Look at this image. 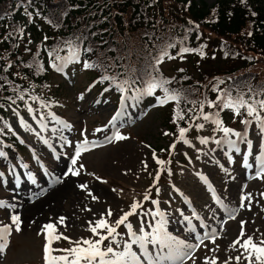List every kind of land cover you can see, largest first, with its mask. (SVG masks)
Here are the masks:
<instances>
[{
	"label": "rangeland",
	"instance_id": "rangeland-1",
	"mask_svg": "<svg viewBox=\"0 0 264 264\" xmlns=\"http://www.w3.org/2000/svg\"><path fill=\"white\" fill-rule=\"evenodd\" d=\"M191 1L206 6L215 2ZM207 32L204 35L208 47L214 50L222 40ZM217 59L221 58L215 51L204 61L198 60L196 66L199 69L216 67ZM250 62V71L260 73L264 69V56H254ZM61 65L62 70L54 72L51 83L60 84L62 96L56 97L49 108L35 105L31 114L23 105L4 109L6 135L17 140L22 146V153L17 154L7 146L9 151L4 152V144H0V152L4 153L0 156V201L15 206L10 201L26 193V189H21L23 185L28 187L27 192L31 195L46 185L51 189L57 184L56 180L64 178L65 172L71 167L70 158L74 155L75 146L87 140L89 150L82 152L77 160L75 170L79 174H68L73 184L71 193L61 195L54 210L50 202L49 208L44 205L38 210L32 209L39 199L36 195L34 199L25 202L26 210L22 205L0 208V226L7 225L12 229L7 237L8 247L0 253V264H44L45 238L43 233L37 234L43 225L53 223L56 226L54 234L68 237L72 242L95 240L97 237L89 231V222L98 220L104 214L107 222L114 226L120 216L130 211L133 202L140 203L141 207L137 210L138 214L129 217L126 223L133 225L136 235L144 234L139 230L142 222L145 232L150 233L155 227L151 215L141 217L139 213L155 212L157 208L166 214L168 223L165 231L187 244L195 245L199 243L197 236L203 238L205 233L215 231V242L204 240L203 244L193 250L191 257L185 259L184 264H203L206 258L208 264H212L213 259L216 264H237V256H240L239 264H248L241 255L244 249L240 244L248 237L257 243L264 240V196H261L264 193V177L256 178V157L264 153L259 148L261 137L255 122L247 129L242 124L233 131L247 132L246 139L253 144L251 150L239 137H225L216 125L206 121L199 123L203 125L202 129L197 130L195 127L185 135L189 141L185 144L164 127L160 114L163 107L153 95L143 94L136 100L128 99L121 103V99L115 101V97L94 88L95 85L89 83L88 71L73 60H67ZM169 66H162L167 75L171 73ZM115 103L120 104L118 108H115ZM219 109L220 102L215 108L218 114ZM117 113V120L110 124ZM261 115L264 116V113ZM40 117H44L43 130ZM21 119L27 127L21 126ZM98 128L103 131L97 132ZM116 132L127 139L107 142L106 138ZM201 139H207L208 143L201 144ZM225 139L236 140L240 152L235 153L227 144L216 143ZM172 145L175 147L171 148ZM245 155H248L251 168L244 164ZM163 158H169L165 168L163 164L159 166L157 163V160ZM81 164L83 168H80ZM160 169L164 170L162 180L156 182ZM29 175L32 179H29ZM200 176L206 177L208 184L203 183ZM79 185H86L87 188L82 190ZM156 189H159L158 193ZM89 192L97 199L93 200ZM213 192L221 203L213 199ZM145 194L149 196L147 201L143 199ZM249 194L252 197L251 204L245 200V207L241 208V196ZM152 200L158 204L153 205ZM224 207L235 213V219H228ZM109 209L113 213L110 218L106 215ZM13 215L20 217V232H16L11 223ZM60 217L66 218L63 224L58 222ZM241 221L246 222L245 236L241 238L240 244L233 247V242L240 237ZM189 228L193 231L189 232ZM125 243L131 244V239L126 228L120 226L113 244L114 251H123ZM107 244L108 241H105ZM74 246V243L65 239L52 244L53 249H69ZM157 250L147 245L149 255L155 256ZM131 251L140 258L141 264H149L138 245H133ZM64 254L60 251L52 252L56 256ZM161 264L171 262L162 261Z\"/></svg>",
	"mask_w": 264,
	"mask_h": 264
},
{
	"label": "trees",
	"instance_id": "trees-1",
	"mask_svg": "<svg viewBox=\"0 0 264 264\" xmlns=\"http://www.w3.org/2000/svg\"><path fill=\"white\" fill-rule=\"evenodd\" d=\"M206 31L222 40L214 50L208 47ZM167 45L172 58L155 64ZM88 48L92 51H85ZM215 51L221 58L216 67L197 68L198 60ZM254 56H264L262 0H215L211 6L191 0H0V139L18 148L13 139L4 137L5 108H49L62 96L60 84L51 83L53 64L74 60L83 68L84 62L98 65L85 68L90 82L115 96L122 94L109 81L102 82V75L133 81L125 96L143 94L153 77L170 81L164 87L181 99L165 103L160 114L167 131L179 137V128L188 129L187 135L204 123L201 111L217 114V97L224 99L225 92L250 102L264 99L257 95L264 90V69L249 70ZM164 64L171 65L170 75L162 70ZM152 95L164 93L157 88ZM219 117L229 128L249 118L230 109L221 110Z\"/></svg>",
	"mask_w": 264,
	"mask_h": 264
},
{
	"label": "snow or ice",
	"instance_id": "snow-or-ice-1",
	"mask_svg": "<svg viewBox=\"0 0 264 264\" xmlns=\"http://www.w3.org/2000/svg\"><path fill=\"white\" fill-rule=\"evenodd\" d=\"M171 47V45H167L165 48H162L161 55H158L155 58V64H160L163 62V60L168 57V53L166 48ZM85 51L91 52L92 49L88 48ZM189 51L188 49H182L181 52ZM78 59V57H77ZM84 68H90V67H98V65H92L87 62H84L83 64ZM53 67L56 68L57 71L62 70L63 65H56L53 64ZM6 70V69H5ZM153 70L156 71L155 66H153ZM182 71V70H181ZM101 81H109L115 89L120 92L121 95V103L126 102L128 99H135L136 95L135 93L129 97L123 95L125 92L126 86L130 85V83H133V81L126 79L123 81H117L115 77H111L109 75H102ZM170 83V81L160 77L156 78L153 77L151 81L148 82V87L144 90L143 94L152 95L157 88H161L163 90V97H157V103L159 105H163L165 103H168L169 101L179 102L181 99V96L178 93H170L169 89L164 87V85ZM108 89H105L107 91ZM141 90L136 89V93H139ZM257 95L264 96V90H262ZM224 99H221V97H217L218 101H220V108L223 109H230L232 113L236 116H240L242 114L246 115L247 117H251V120L245 119L241 120V123L245 125V129L249 125L255 122L257 132L259 136L261 137V142L259 145L260 151L264 153V116L261 115V113H264V99H259L255 101H249L244 98L243 95H237L232 96L231 92H225L224 93ZM19 99H23V94H21ZM11 100L12 103H15V100L11 97L8 98ZM32 99H36V97H33ZM44 105H42L43 107ZM203 103H201V109H203ZM209 107H212V102L208 103ZM0 107H3L2 104H0ZM28 112L32 113V108L28 107ZM243 110V112H242ZM15 112V109H13ZM19 115V113H16ZM179 119H183V116H179ZM205 121L211 120L212 123L216 125V128L221 130L224 133L225 137H228L229 135H233L236 137H239L241 140L245 141L247 144L248 149L253 148V144L250 140H247V132L244 133L241 132H233L231 129L224 127L219 119V114H215L213 116H209L207 114H204L203 111L199 114ZM119 116V113H117L116 116L112 117V120L109 122L110 124L113 123L115 120H117ZM176 117H174L173 122H175ZM195 119V117H193ZM41 120V130H43V120L44 117H40ZM22 127H27V125L24 124L23 119L20 121ZM57 123H62L61 121H57ZM64 127H70L69 125H64ZM191 127V125H189ZM197 130H200L203 128L202 124H196L195 125ZM97 132L103 131V129H96ZM188 131V129L185 128H179V140L183 141L185 144H188L189 141L185 139V134ZM167 135V133H165ZM107 142H111L113 139L115 140H124L127 139V137H124L120 135L118 132H116L112 137H107ZM47 143V141H45ZM201 144H207V139H201ZM218 144H227L235 153L240 152V148L238 147V143L236 140H222V141H216ZM175 145H172L171 148H174ZM89 150V141L85 140L80 144H77L75 146V152L74 155L70 158L71 159V167H69L67 174L71 175H78L79 173L75 170V166L77 165V160L81 156L82 152ZM4 153L0 152V156H3ZM244 164L246 167L251 168L252 165L248 164V155L244 156ZM231 162V157H229V163ZM158 164H163L164 161L157 160ZM256 163L258 165L256 172L257 176L256 178H262L264 177V154L261 156L256 157ZM84 166L81 164L80 168H83ZM225 171H227L225 169ZM199 175V174H198ZM29 179H32V177L29 175ZM200 180L208 184L207 178L204 176H200ZM33 183L35 181L33 180ZM79 187L84 190L87 188L86 185H79ZM209 189L211 190V186L209 185ZM157 193L159 192V189H156ZM89 196H92L93 200H96L97 198L92 195L91 192L88 193ZM261 196H264V193H261ZM144 201L149 200V196L145 194L143 196ZM213 199L219 204L221 201L218 197L215 196V193L213 192ZM245 200L248 201L249 204H251L252 197L251 195H242L240 198V207H245ZM151 203L153 205H157L158 202L155 200H152ZM5 207H15L14 205H8L3 201H0V208ZM141 207V204L138 202H133L130 205V211L125 212L122 216H120L116 221L114 226L109 224L105 218V215L102 214L101 217L96 221H90L89 222V231L92 233L94 237H97L95 240L93 239H84L82 241H75L72 242L70 238L63 237L62 235H56V226L53 223H48L46 225L42 226L41 232H38V235L44 234L45 238V244L43 247V260L44 264H141L140 258L136 255L135 252L131 251V248L133 245H138L141 252L144 254V259H146L149 264H161L162 261H170L171 264H184L186 258H190L193 250L197 247H199L201 244L204 243V240H210L211 242H215L216 233L213 231L211 234L205 233L204 237L201 238L199 236L196 237L197 241L199 243L192 245L187 244L184 241L175 239L172 235H170L168 232L165 231V225L168 223V221L165 219V213L159 208L156 209L155 212H147V213H139L141 217L151 215L153 220L155 221V227L152 228V231L145 232L144 231V224L141 223L140 232L144 233L143 235H136L133 232V225L131 223H126V221L129 220V217L138 214L137 210ZM223 207V205H222ZM89 210L90 209H85ZM224 211L228 217V219H235V213L228 209L227 207H224ZM107 217L110 218L113 213L111 210H107L106 213ZM193 216H195V213H193ZM159 217V219H156ZM11 223L15 226V231L20 232L21 226H20V217L18 215L11 216ZM65 217L58 218V222L63 224V221L65 220ZM185 220H188V217H185ZM191 223V221H188ZM245 221H241V231H240V237L237 238L236 241L233 242V247H235L236 244H240L241 238L245 236L244 232V224ZM120 226H124L127 230L128 236L131 239V244L125 243L123 245V251L116 252L114 251L113 244L116 242V236H117V229ZM193 229L189 228V232H192ZM12 229L9 228L7 225L0 226V253H3L4 249L8 247L7 237L11 234ZM60 239L69 240L70 243H74V247H71L69 249H53L52 244L54 241H58ZM105 241H108V244L105 245ZM152 245L153 247H156L158 250L156 252L155 256H151L147 253V245ZM119 245H117L118 247ZM240 246L244 249V252L241 253L242 256H244V259L248 261V264H264V240H260L258 243L254 242L252 237H248L247 239L243 240V243L240 244ZM53 251H60L64 252V255H52ZM237 264H239L240 256H237L236 258ZM203 264H208L207 258L204 260ZM212 264H216L215 259L212 260ZM227 264V262H226Z\"/></svg>",
	"mask_w": 264,
	"mask_h": 264
},
{
	"label": "bare ground",
	"instance_id": "bare-ground-1",
	"mask_svg": "<svg viewBox=\"0 0 264 264\" xmlns=\"http://www.w3.org/2000/svg\"><path fill=\"white\" fill-rule=\"evenodd\" d=\"M56 182H57V184L54 187H52L51 189H48L49 185L45 184L46 186L44 188L39 189V191L35 190L36 192L33 195H31V193H28L27 192V188L28 187L26 186L27 188H25V187H23L24 186L23 185V186H21V189H24V190L26 189L25 190L26 193H23L21 196H17L18 198L14 196L15 200L11 199L10 202H12V204H15L16 207H19L20 205H22L25 208V210H26L27 208L25 206H27V205H26L25 202H27L28 200L34 199L35 195H36L37 197H39V199H37V201L31 207L32 209L38 210L40 208H43L44 205L48 207V202H50L52 204V207L51 206L50 207L54 210L56 205H58V202H59V200L61 198V195H63V194L67 195V194L71 193V190L73 189V186H72L73 184L71 182V179L69 178L68 174L66 175V172H65L64 178H62L60 180L58 179V180H56ZM47 192H49L48 195H46Z\"/></svg>",
	"mask_w": 264,
	"mask_h": 264
}]
</instances>
